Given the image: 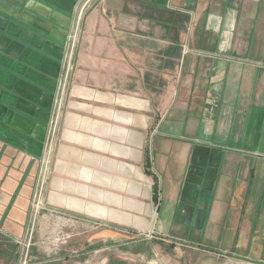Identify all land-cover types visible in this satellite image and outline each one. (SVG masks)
Instances as JSON below:
<instances>
[{
	"label": "crops",
	"instance_id": "0c3cea01",
	"mask_svg": "<svg viewBox=\"0 0 264 264\" xmlns=\"http://www.w3.org/2000/svg\"><path fill=\"white\" fill-rule=\"evenodd\" d=\"M40 183L86 264H264V0H0V264Z\"/></svg>",
	"mask_w": 264,
	"mask_h": 264
},
{
	"label": "rangeland",
	"instance_id": "374dc122",
	"mask_svg": "<svg viewBox=\"0 0 264 264\" xmlns=\"http://www.w3.org/2000/svg\"><path fill=\"white\" fill-rule=\"evenodd\" d=\"M53 161L54 159L52 162ZM53 175L54 174L50 173L49 179ZM49 191V186L47 189L44 184H39L37 195L34 200V211L36 213L38 210L39 214L34 218L35 225L27 236V238L29 237V242H27L22 264L25 259L27 264H34L43 259L52 260L55 258L61 260L59 264H86L85 260H87L88 255L91 254L83 256V253L86 252L85 249L82 247L83 250L80 251L78 250V247L87 243V240L91 236H95L94 233L87 232L86 234H82V229L79 230L78 226L73 225L71 214H69L66 209H60L54 206L56 203H54L55 200L50 197L51 194L49 196ZM70 201V199L64 198V204ZM46 209L47 211H45ZM0 238L3 240L1 236ZM122 241L123 243L127 242L126 240ZM99 248V245L96 244L94 248L92 247V250L98 251ZM143 248L142 243L134 250L139 252L142 251ZM157 248L158 250L152 257L149 255V257L146 258L149 262L148 264H156L155 261L157 259H160V261H158L159 264H168L161 259H168L170 257L169 255L171 252L169 248L166 246H160V248ZM203 255L205 254L198 251H192V264H242L231 260L229 256L222 255L213 259L211 257H203ZM137 259L139 258H136L135 262H132L131 264H147L141 263V261H138ZM88 262H90L89 259ZM121 264L126 263L122 261Z\"/></svg>",
	"mask_w": 264,
	"mask_h": 264
},
{
	"label": "built area",
	"instance_id": "2783aa9c",
	"mask_svg": "<svg viewBox=\"0 0 264 264\" xmlns=\"http://www.w3.org/2000/svg\"><path fill=\"white\" fill-rule=\"evenodd\" d=\"M23 264H27L26 259L23 261Z\"/></svg>",
	"mask_w": 264,
	"mask_h": 264
},
{
	"label": "trees",
	"instance_id": "16d2710c",
	"mask_svg": "<svg viewBox=\"0 0 264 264\" xmlns=\"http://www.w3.org/2000/svg\"><path fill=\"white\" fill-rule=\"evenodd\" d=\"M156 188V187H155ZM155 191H157V189H155Z\"/></svg>",
	"mask_w": 264,
	"mask_h": 264
}]
</instances>
